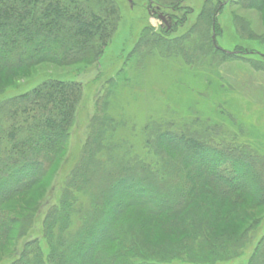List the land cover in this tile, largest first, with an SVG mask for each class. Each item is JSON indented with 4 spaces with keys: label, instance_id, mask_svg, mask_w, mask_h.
Returning <instances> with one entry per match:
<instances>
[{
    "label": "trees",
    "instance_id": "trees-1",
    "mask_svg": "<svg viewBox=\"0 0 264 264\" xmlns=\"http://www.w3.org/2000/svg\"><path fill=\"white\" fill-rule=\"evenodd\" d=\"M155 1L173 10L184 2ZM233 1H205L199 18L213 34L201 38L197 52L213 51L222 60L248 53L242 46L226 51L216 41L218 14ZM237 1L264 10V0ZM120 20L116 0H0V250L14 239L4 264H222L240 256L258 224L247 202L264 206V157L247 145L212 139L208 128L157 121L144 126L143 155L122 158L108 140L102 160L106 133L87 141L60 187V202L48 203L42 220V202L25 216L6 205L43 182L67 148L83 87L53 74L7 95L3 83L42 63H97ZM156 38L175 50L195 46L191 34L180 42ZM78 195L88 197L89 208L76 207ZM76 213L82 221L71 230ZM156 232L160 238L150 241ZM238 264H264V234Z\"/></svg>",
    "mask_w": 264,
    "mask_h": 264
},
{
    "label": "rangeland",
    "instance_id": "rangeland-1",
    "mask_svg": "<svg viewBox=\"0 0 264 264\" xmlns=\"http://www.w3.org/2000/svg\"><path fill=\"white\" fill-rule=\"evenodd\" d=\"M205 1L184 0L180 10H173L155 0H116L121 20L97 63L83 61L69 67L42 63L3 83L8 84L7 95L28 90L53 74L75 78L83 87L65 151L49 166L43 182L6 202L16 215L25 216L42 202L38 209L42 220L47 204L60 202V187L76 167L84 145L98 133H106L101 143L103 155H98L102 160L107 158L106 147L112 144L122 158L125 154L143 155L144 126L151 121L176 129L208 128L212 139L247 145L264 157V10L245 8L234 0L218 14V45L229 52L237 46L249 49L247 54L222 60L213 51H196L201 38L213 34L199 18ZM159 13L170 17L169 25L158 17ZM201 29H206L207 37L202 36ZM190 34L195 46L187 50H175L156 40L160 36L180 42ZM0 78L3 82L1 71ZM78 196L76 207L83 203L89 208L88 197ZM247 203L258 224L246 238L242 254L222 264L245 263L264 234V206ZM81 216L72 215L71 230L80 226ZM250 222L240 223V232ZM160 234L154 233L150 241H157ZM13 243L11 238L5 250H0L1 262ZM41 244L46 252L45 239Z\"/></svg>",
    "mask_w": 264,
    "mask_h": 264
},
{
    "label": "flooded vegetation",
    "instance_id": "flooded-vegetation-1",
    "mask_svg": "<svg viewBox=\"0 0 264 264\" xmlns=\"http://www.w3.org/2000/svg\"><path fill=\"white\" fill-rule=\"evenodd\" d=\"M154 13H155V10H154ZM169 19H170V17L169 16H167V15H165V23L167 24V25H169Z\"/></svg>",
    "mask_w": 264,
    "mask_h": 264
},
{
    "label": "water",
    "instance_id": "water-1",
    "mask_svg": "<svg viewBox=\"0 0 264 264\" xmlns=\"http://www.w3.org/2000/svg\"><path fill=\"white\" fill-rule=\"evenodd\" d=\"M158 17L165 21V16L163 14H159Z\"/></svg>",
    "mask_w": 264,
    "mask_h": 264
}]
</instances>
